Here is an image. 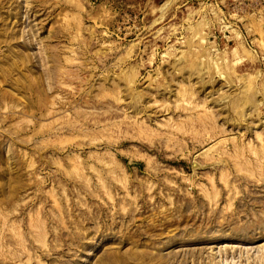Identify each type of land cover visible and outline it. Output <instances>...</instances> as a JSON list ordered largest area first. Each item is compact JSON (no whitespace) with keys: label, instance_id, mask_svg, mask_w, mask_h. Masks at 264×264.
Returning a JSON list of instances; mask_svg holds the SVG:
<instances>
[{"label":"rangeland","instance_id":"rangeland-1","mask_svg":"<svg viewBox=\"0 0 264 264\" xmlns=\"http://www.w3.org/2000/svg\"><path fill=\"white\" fill-rule=\"evenodd\" d=\"M0 264H264V0H0Z\"/></svg>","mask_w":264,"mask_h":264}]
</instances>
